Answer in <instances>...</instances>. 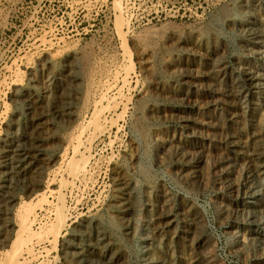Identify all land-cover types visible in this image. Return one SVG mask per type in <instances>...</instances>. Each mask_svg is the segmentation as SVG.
Instances as JSON below:
<instances>
[{"label":"rangeland","instance_id":"374dc122","mask_svg":"<svg viewBox=\"0 0 264 264\" xmlns=\"http://www.w3.org/2000/svg\"><path fill=\"white\" fill-rule=\"evenodd\" d=\"M234 1L0 0V264H80L98 247L108 264H264V88L249 92L233 60L264 57L246 51V32L212 27ZM254 23V46L264 49V18ZM214 46L247 97L227 92L230 75H199ZM70 52L80 58L77 84L65 70ZM170 57L198 75L168 73ZM151 104L163 107L155 122L145 115ZM169 139L192 157L166 153ZM59 203L67 225L53 242L41 231L55 228ZM23 207L41 234L9 263Z\"/></svg>","mask_w":264,"mask_h":264},{"label":"bare ground","instance_id":"6f19581e","mask_svg":"<svg viewBox=\"0 0 264 264\" xmlns=\"http://www.w3.org/2000/svg\"><path fill=\"white\" fill-rule=\"evenodd\" d=\"M251 4V5H249ZM221 10V9H220ZM248 12L249 14V19H247L246 21H241L240 18L238 17L242 12ZM264 18V0H253L252 3H249V1L247 0H235L232 5L226 9V8H223L222 11H219L218 13H216L213 17V25L215 24V26L212 25V27L215 28L216 31L220 32L221 29L219 27L216 26L217 23H222V26H225L227 28V30L229 29L230 31L231 30H238V31H244L246 32L247 36H248V39L249 42H245L244 43V46H245V49L246 51H248L251 56H254V55H257L258 58L260 57H264V49H261L262 47L261 46H258L257 48H255V43L257 44L258 42H260L261 40H259L257 38V35L255 33L256 31V28L254 27V21L256 19H263ZM125 22L122 21V23H120L119 25H123L124 26ZM210 26V25H209ZM221 26V25H220ZM211 27V28H212ZM259 28V27H258ZM204 29H207V28H204ZM261 29V32L264 34V28H262V26L260 27ZM214 30V29H213ZM223 30V29H222ZM149 33V32H148ZM217 33V32H216ZM150 34V33H149ZM211 34V33H210ZM260 34V33H258ZM153 35V34H152ZM157 35V34H156ZM155 35V36H156ZM179 35V34H178ZM195 35V34H194ZM203 36V35H206V32L204 30L200 31L199 34H197V38H199V45H201V41L200 39V36ZM214 37H217V36H214ZM221 37V36H220ZM153 38V37H152ZM173 38V37H172ZM139 39V38H138ZM258 39V40H257ZM211 40V39H210ZM182 41V40H181ZM217 41V40H216ZM156 42V41H155ZM178 43V42H177ZM180 44V43H179ZM141 45H143L147 51H151L152 52V46L148 45L147 43H144L143 41H141ZM178 45V44H177ZM174 46H176L174 44ZM74 51V50H73ZM124 51L126 52V48L124 47ZM198 51V50H197ZM233 51V50H232ZM71 53V57L75 60L73 63H70V59H69V62L66 64V68L65 70L67 71V75H68V78L71 82H74L76 83L77 82V79H75L74 77H72V74L77 72L78 70V67L79 66L77 63H80V58L79 56H77L76 53L74 52H70ZM124 53V52H123ZM201 53V52H200ZM222 54V53H221ZM219 53V50L214 46L213 48H210L209 50L208 49H205L203 51V62L205 64V66L203 67H200L199 70H198V73L199 75L203 76V77H206L207 79L213 77L214 79L216 78V80L218 78L220 79H223L226 75H230L229 76V80L227 82V85L228 87H226L227 89V92H230L232 94H234L236 96V94H242L245 90L242 89V86L237 89L236 88V82L232 79V71H227V67L225 66V64L220 61V59H218L219 57H221V55ZM232 54V53H231ZM45 55V54H44ZM87 55V54H86ZM123 55V54H122ZM249 55V54H248ZM247 55V56H248ZM85 56V55H84ZM148 56V55H146ZM43 58V57H42ZM68 58V57H66ZM83 58V57H82ZM147 58V57H146ZM166 60V59H165ZM233 60H234V63L235 65L237 66L238 69H240L244 75V78H243V82H244V85L248 86V90L249 92H253V91H256V90H259V89H262L264 88V76L261 78L259 77V73H258V70L261 69L263 66H264V60L262 59H259V60H262V61H259V62H256V61H253V60H250V59H239L237 57H233ZM79 61V62H78ZM44 62L48 64V66H51V64L54 62V57L52 55H48L46 54L45 55V58H44ZM67 62V61H66ZM145 62V60H144ZM148 64V63H147ZM152 63L149 64L148 68L146 71H148L149 74L151 75H155V69L153 67V65H151ZM227 65V64H226ZM164 68L165 70L170 73V74H175V73H178L176 74L178 77H180L182 80H184L186 77H189L191 75V77H196L198 75V73L196 74H193L191 72V69L189 67V65H186L185 64V67L183 66H180L178 65V62L173 58V57H170L165 63H164ZM41 67V66H40ZM47 67V66H46ZM48 68V67H47ZM62 68V67H61ZM85 68V67H84ZM194 68V67H193ZM39 69V68H38ZM41 69V68H40ZM55 69V68H54ZM57 69V68H56ZM37 70V69H36ZM43 71V70H42ZM62 71V69L60 70ZM165 72V71H164ZM49 72H47L48 74ZM57 73V72H56ZM59 73V72H58ZM16 74V73H15ZM82 74V73H81ZM148 74V75H149ZM158 74V73H157ZM46 75V74H45ZM50 75V74H49ZM64 75V73L62 74ZM66 75V74H65ZM150 75V76H151ZM160 75V74H159ZM169 75V74H168ZM264 75V74H263ZM48 76V75H46ZM149 76V77H150ZM227 76V77H228ZM87 77V76H86ZM37 78V77H36ZM46 78V77H45ZM49 78V77H48ZM51 78V77H50ZM38 79V78H37ZM82 79V78H81ZM80 79V80H81ZM189 79V78H188ZM62 81V80H61ZM82 81V80H81ZM80 81V82H81ZM47 82V81H46ZM66 82V81H65ZM89 82V81H88ZM160 82V80H159ZM194 82V81H193ZM69 84V82H67ZM154 83V82H153ZM152 83V84H153ZM162 83V82H161ZM39 84V83H37ZM43 84V82H42ZM46 84V83H45ZM77 84V83H76ZM81 84V83H80ZM202 84V83H201ZM236 84V85H235ZM41 85V84H40ZM39 85V86H40ZM226 85V86H227ZM158 86V85H157ZM239 86V85H238ZM43 87V86H42ZM48 87V86H46ZM67 88V87H65ZM42 89V88H41ZM156 89V88H155ZM158 89V88H157ZM27 90V89H26ZM31 90V89H30ZM65 90V89H64ZM88 90V89H87ZM248 90L245 91V94L244 96H248ZM33 91V90H32ZM60 91V90H59ZM80 91V90H79ZM36 92V91H35ZM71 92V91H70ZM91 92V91H90ZM169 92V91H168ZM175 92V91H174ZM226 92V94H227ZM67 93V92H66ZM229 93V94H230ZM23 94V93H22ZM56 94H59V93H56ZM61 94V93H60ZM21 95V94H20ZM228 95V94H227ZM28 96V95H27ZM63 96V95H62ZM177 96V95H176ZM243 96V95H241ZM29 97V96H28ZM27 97V98H28ZM31 97V96H30ZM61 97V96H60ZM85 97V96H84ZM102 97V96H101ZM175 97V96H174ZM181 97V96H180ZM239 97V96H238ZM18 98V97H17ZM59 98V97H58ZM152 98V97H151ZM149 98V99H151ZM245 98V97H244ZM243 98V99H244ZM29 99V98H28ZM67 99V98H65ZM148 99V100H149ZM210 99V98H209ZM225 99V98H224ZM59 100H63V97L62 99H59ZM152 100V99H151ZM147 103V102H146ZM145 104V103H144ZM38 108V107H37ZM162 106L160 108V106H157L155 104H151L150 106H147L145 108V115H147V121L148 122H155L158 118L161 117V114L163 113L162 111ZM23 111V110H22ZM178 111V110H177ZM62 112V111H61ZM60 113V112H59ZM74 114V113H73ZM139 114V113H138ZM61 115V114H60ZM179 115V114H177ZM137 116V115H136ZM180 116V115H179ZM139 118V117H138ZM94 119H95V123H99L100 122V115L99 114H95L94 115ZM186 120V119H185ZM257 121V120H256ZM136 123V122H135ZM255 123V122H254ZM41 124V123H40ZM140 124V122H139ZM148 124V123H147ZM146 126V125H145ZM99 129V126H97V130ZM73 130V129H72ZM259 131V130H258ZM99 132V131H98ZM95 133V132H94ZM188 133V132H187ZM59 134V133H58ZM181 134V133H180ZM234 134V133H233ZM97 135V134H96ZM135 139V138H134ZM77 140V139H76ZM75 140V141H76ZM79 141V139H78ZM87 142V141H86ZM76 143V142H75ZM94 143V142H93ZM79 144V143H77ZM88 144V143H87ZM168 150H166V153L169 152V150L171 151H174L175 153L178 154V156L180 158H186L191 156L192 152H190V148L187 150V151H184V149H187V148H183L185 146H181V143L179 142V140H175V139H169L168 142ZM84 145V144H83ZM89 145V144H88ZM180 145V146H179ZM87 146V145H86ZM251 148H250V155H254L255 151H256V144L254 143V141L251 142ZM75 147V146H74ZM89 147V146H88ZM193 148H195V146L193 145L192 146ZM164 148V147H163ZM73 149V148H72ZM87 149V148H86ZM146 149V148H145ZM158 149V148H157ZM75 150V148H74ZM72 150V151H74ZM78 150V149H77ZM165 150V149H164ZM242 150V149H241ZM71 151V150H70ZM86 151V150H85ZM34 152V151H33ZM76 152V151H75ZM79 152V150H78ZM82 152V151H81ZM80 152V153H81ZM162 153V152H161ZM81 155V154H80ZM39 156V155H38ZM74 156V155H72ZM79 156V155H78ZM82 156V155H81ZM63 157V156H62ZM61 157V158H62ZM192 157V156H191ZM255 157V156H254ZM74 159V158H73ZM72 159V160H73ZM189 159V158H188ZM71 160V162H73ZM194 161L193 162H198V157H194L193 159ZM225 160V159H224ZM251 160V158H250ZM6 161V160H5ZM77 162V160H75ZM188 161V160H187ZM192 161V160H190ZM146 162V161H145ZM189 162V161H188ZM241 162V161H240ZM12 163V162H11ZM70 163V162H69ZM75 163V162H74ZM262 163V162H261ZM135 165V164H134ZM251 167V166H250ZM263 166L262 165H258V164H255L253 163L252 164V169L254 170V172H256L257 174L259 173V170L262 168ZM263 169V168H262ZM71 170V169H70ZM73 175L74 176H79V175H82L85 171V160L79 162L78 164L75 165L74 169H73ZM145 170V169H144ZM146 171V170H145ZM30 172V171H29ZM117 172V171H116ZM115 172V173H116ZM178 172V171H177ZM226 172V171H225ZM236 172V171H235ZM146 173V172H145ZM183 173V172H182ZM186 173V172H185ZM86 174H88L86 172ZM178 174V173H177ZM115 176V175H114ZM56 177V176H55ZM83 177V176H82ZM113 177V176H112ZM182 177V176H181ZM234 177V176H233ZM115 179V177H113ZM262 178V177H261ZM71 179V178H70ZM84 179V178H83ZM82 179V180H83ZM120 179V178H119ZM117 180V179H116ZM124 181V180H122ZM121 181V182H122ZM117 183V182H116ZM251 183V182H250ZM77 184V183H76ZM62 186V185H60ZM126 186V185H125ZM67 188V187H66ZM116 188V186H115ZM122 188V187H121ZM118 189V188H117ZM123 189V188H122ZM48 190V188H47ZM76 190V189H75ZM127 190V189H126ZM48 192V191H47ZM59 192V191H58ZM120 192V191H119ZM61 193V192H60ZM115 193V192H114ZM130 193V191H129ZM116 194V193H115ZM126 194V193H125ZM44 195V194H43ZM127 195V194H126ZM59 196H61V194H59ZM128 197V196H127ZM41 198V197H40ZM44 198V197H43ZM42 198V199H43ZM62 198V197H61ZM123 198V197H122ZM44 200V199H43ZM121 200V199H120ZM62 201V200H61ZM115 201V200H114ZM166 201V200H165ZM181 202V201H180ZM45 203V202H44ZM51 203V202H50ZM114 203V202H113ZM118 203V202H117ZM222 203V202H221ZM173 204V203H172ZM24 205V204H23ZM22 206V205H21ZM60 206V207H58ZM56 208V211H55V218H54V226L55 228L52 226V227H45L42 229L41 233H45L46 234H50L51 237H52V241H56V239L58 238V235H59V232H60V229L63 228L64 226V223H66V216L64 215L62 209H61V205L59 203ZM133 205L131 204V207ZM120 207V206H119ZM129 207V206H128ZM244 207V206H243ZM19 208V207H18ZM31 210L32 209H28L27 207H23L21 209V211L19 212V220H20V223H19V226H18V229H17V237H20V241L19 242V245L14 246H10L11 248V252L9 254V257H10V262H12L14 259H16L15 257L18 254V252L21 250L23 251L24 249L26 250H29L31 247V244L29 243L30 242V239L31 237L35 236L37 238H39L38 236H40L41 233H38V232H35L33 231V229L30 227V222H31V219H30V214L31 213ZM185 210V209H184ZM19 211V210H18ZM67 211V210H66ZM113 212V211H111ZM131 212V211H129ZM16 213V211H15ZM114 213V212H113ZM118 213V212H117ZM54 214V213H53ZM121 214V213H120ZM251 214V213H250ZM117 215V214H116ZM262 215V214H261ZM32 216V215H31ZM34 216V215H33ZM128 216V215H127ZM130 216V215H129ZM35 217V216H34ZM115 217V216H114ZM32 218V217H31ZM119 219H122L124 220L125 219V216L124 215H121L120 217H118ZM6 219V218H5ZM134 219V218H133ZM91 220V219H90ZM118 220V219H117ZM244 220V219H243ZM115 221V220H114ZM258 221V220H257ZM18 222V221H17ZM89 222V221H88ZM87 222V223H88ZM94 222V221H93ZM85 222V224H87ZM99 223V222H98ZM11 224V223H10ZM84 223H82L83 225ZM121 224V223H120ZM187 224V223H186ZM67 225V223H66ZM94 225V224H93ZM202 225V224H201ZM91 227V226H90ZM16 228V227H15ZM81 228V226H80ZM82 229V228H81ZM123 229V228H122ZM156 229V228H155ZM15 230V229H14ZM83 230V229H82ZM193 230V229H192ZM44 231V232H43ZM16 232V233H17ZM68 232V231H67ZM15 233V234H16ZM87 233V232H86ZM103 233V231H102ZM8 234V233H7ZM196 234V233H195ZM99 235V234H97ZM104 235V234H103ZM26 237L25 239H23V237ZM105 236V235H104ZM43 237V236H42ZM45 237V236H44ZM43 237V238H44ZM95 239V238H94ZM93 239V240H94ZM98 239V238H97ZM96 239V240H97ZM33 240V239H32ZM35 240V239H34ZM101 240V239H100ZM16 241H18L16 239ZM38 241V240H37ZM51 241V240H50ZM80 241V240H79ZM190 241V240H189ZM245 241V240H244ZM262 241V240H261ZM34 242V241H33ZM96 242V241H95ZM103 242V241H102ZM243 242V241H242ZM12 243V242H11ZM93 243V242H92ZM104 243V242H103ZM1 244V243H0ZM100 244V243H99ZM250 244V243H249ZM30 245V246H29ZM95 245V244H94ZM109 245V244H108ZM1 246V245H0ZM33 247V246H32ZM43 247V246H42ZM81 247V246H79ZM84 247V246H83ZM41 248V247H40ZM121 248V247H120ZM137 248V247H136ZM9 249V248H8ZM93 249V247H92ZM182 249V248H181ZM2 250V249H1ZM37 250V249H36ZM84 250V249H83ZM128 250V248H127ZM176 250V249H175ZM261 250V249H260ZM30 251V250H29ZM35 251V250H34ZM104 247H98V249L95 251V254L90 257V256H87L85 254L82 253V251L80 252L81 253V257L84 256L83 261H81L82 259H80L81 263L80 264H108L110 262L109 259L106 258L104 252ZM152 251V250H151ZM85 252V251H84ZM91 252V251H89ZM4 253V252H3ZM245 253V251H244ZM26 254V252H25ZM108 254V252H107ZM22 254L20 253V256ZM92 255V254H91ZM199 255V254H198ZM3 257V256H2ZM23 258V257H22ZM29 258V257H28ZM33 258V257H32ZM42 258V257H41ZM126 258V257H125ZM194 259V258H193ZM21 260V259H20ZM76 260V259H75ZM117 260V259H116ZM120 260V259H119ZM129 260V259H128ZM115 261V260H114ZM186 261V260H185ZM119 262V261H118ZM151 262V261H150ZM13 263V262H12ZM119 264V263H118ZM121 264V263H120ZM167 264V263H166Z\"/></svg>","mask_w":264,"mask_h":264}]
</instances>
